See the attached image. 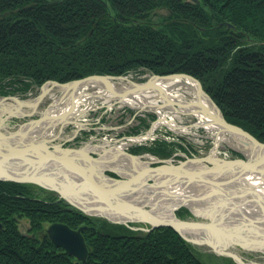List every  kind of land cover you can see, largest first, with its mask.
I'll list each match as a JSON object with an SVG mask.
<instances>
[{
  "label": "trees",
  "instance_id": "16d2710c",
  "mask_svg": "<svg viewBox=\"0 0 264 264\" xmlns=\"http://www.w3.org/2000/svg\"><path fill=\"white\" fill-rule=\"evenodd\" d=\"M159 9L167 15L156 22ZM138 69L195 77L229 123L264 143V0H0V96ZM149 125L141 117L133 134ZM175 146L193 149L157 138L131 153L167 159ZM20 219L30 222L28 233ZM53 223L97 228L83 233L86 261L52 243ZM0 264L206 263L172 228L141 233L34 184L0 181Z\"/></svg>",
  "mask_w": 264,
  "mask_h": 264
},
{
  "label": "water",
  "instance_id": "95a60500",
  "mask_svg": "<svg viewBox=\"0 0 264 264\" xmlns=\"http://www.w3.org/2000/svg\"><path fill=\"white\" fill-rule=\"evenodd\" d=\"M124 78L126 77L91 75L67 83H59L57 81H49L47 83H50L53 86L63 87L72 84L78 85L79 83H91L92 81H98L99 83H104V88L107 89V91L113 93V95L117 98H120L132 96L152 89V79H185L194 81L198 86V94H204L213 104L217 113L216 116L212 117L207 112L206 108L201 104V102H199L197 94V101H194L195 103L188 102L190 104L184 105L174 103V108H181L182 106L187 108L194 106L193 109L196 111L195 113H201L210 117V119H212L217 126L222 128L221 132H226L232 139L236 140L235 149L241 152L245 159H223L216 157V150L220 145V142L217 143V141V144L215 143L214 147L215 151L212 150V153L208 156L187 158L184 161H179L178 163H174L172 159L160 160L158 157H154L152 161H143L139 158V156L132 155L123 150L122 156H126L133 161L129 173L122 175L121 173L112 170L118 178L111 177L104 174V172L98 174L100 167L97 164L99 163V159L103 158L102 155L95 157L93 156V153H87L83 150V148L65 149L61 145L53 143V140H49V142L48 140L41 139V135L44 131L36 137L30 135L33 130L39 129L40 125L45 121H56V119L60 117L59 115H48L49 112H51L49 111V108L52 105L51 104L43 113L40 114L39 119L31 120L26 123L24 122L16 131H10L6 126L10 118L16 116L15 114H9L7 117L2 118L4 120L0 119V181H15L37 185L54 193L60 197V199H64L74 209H77L89 216L104 218L113 223L124 225H128L130 222H141L147 225L144 228L130 227L132 230L139 229L145 233H150L158 228L169 227L177 231L181 237L190 243L197 242L186 237L180 229L202 230V228L211 226L212 221L202 223L193 220L179 219L176 212L181 207H187L183 203L173 209L172 213L174 215V220L165 221L157 216L159 212L153 210L152 205L149 204L152 200H155V203L157 201H163V198L166 200H174V196L171 195L172 197H169L168 195L172 194L175 190H179L182 193H187L186 196L188 198L192 196L190 199H193V201L198 203L206 202V204L209 205L216 202L219 212L223 211L225 214L236 218L234 211L240 208L241 205L239 206L235 204V206H229L220 202L219 199V195L223 196L226 189H228L229 192L234 193L229 196L231 197L228 199L230 202H234L238 199L240 200L243 197L248 198L243 201L245 203L242 205L248 204L249 207L257 206L264 214V204L261 199L262 197H258L256 200L254 198L255 191H246L244 193L236 194L239 191L233 189V187L237 188V184L246 178V176H256L261 178L263 179L262 183L264 185L263 142L259 141L251 133L244 130L240 126L229 123L225 119L217 104L206 93L201 82L191 75L182 73L161 76L152 73L151 78L142 83L133 82L129 79L127 80L126 78L130 84L129 87H125L123 89L117 88L111 81L113 79ZM44 97L45 93L43 92L36 100L33 112H35L36 107H38V105L43 101ZM2 99L8 100L16 98L10 96L2 97ZM164 104L161 105L160 108L173 107ZM196 104H201L202 107H197ZM28 124L31 129L30 133L22 131V128ZM160 124H162L160 119L156 120L150 126L145 135L147 136V134H149L151 136L156 127ZM50 127L51 124L49 126H45L43 129L47 130L50 129ZM138 137L139 136H135L133 138ZM136 140L138 141L142 139ZM241 145H246V148H242ZM67 154L74 156L78 155L80 156V159L72 161L74 160L73 157ZM136 160L140 162V166L135 164ZM154 163L156 165H154ZM97 168L98 171L96 170ZM17 170L27 172L28 176H24L23 173L17 172ZM93 170L94 172H97V174L95 173L96 178H94L95 176L93 177V172L91 179L93 182L91 181V183H89L85 178L88 176L89 171ZM14 172L16 175L13 174ZM254 186L258 187V184L249 185L248 182V186L246 185V187H250V189H254ZM103 188L123 189V195L118 198V202L120 204L111 206L106 198L101 195ZM144 189H148V191L150 190L151 196L145 197L142 201H135L134 197L142 195ZM158 195H160V197H158ZM85 197L90 199L85 201ZM133 214H139L140 218H136ZM129 215L131 217L120 219L121 217ZM249 216L252 218L250 214ZM94 229L95 228L87 226L72 229L64 223H53L48 226L47 235L54 245L63 248L67 253L74 256L76 259L84 262L88 256V248L83 237V232ZM215 252L218 255L231 258L237 264H262L259 262L247 261L239 253L233 251L219 249L215 250Z\"/></svg>",
  "mask_w": 264,
  "mask_h": 264
},
{
  "label": "rangeland",
  "instance_id": "374dc122",
  "mask_svg": "<svg viewBox=\"0 0 264 264\" xmlns=\"http://www.w3.org/2000/svg\"><path fill=\"white\" fill-rule=\"evenodd\" d=\"M166 15H167L166 10L159 9L155 12L153 20L156 22H160L162 18L165 17ZM151 75H152V72L150 71H147L145 69H138V70L130 72L128 75H125V77L127 78V80L129 79L130 81H133V82L142 83V82L148 81L151 78ZM170 75H174V74H170ZM109 76H112V75H109ZM126 78L113 79L111 81L113 83L114 82L117 83L118 85L116 86L117 88H121L122 87L121 84H124V88H125L129 86L130 84L126 80ZM180 80H183V82L186 81L185 79H180ZM49 81H52V80H49ZM49 81H46L41 86H34L33 89L30 90L26 95L16 94V95L0 96V99H2V97L12 96V97H15L19 101L21 100L22 102L23 101L29 102V103L36 102L38 97L42 95L44 91L43 90L44 87L50 84V83H47ZM58 88L59 87L55 86L53 87L52 91L45 94L46 95L45 98L39 104L38 108H36L37 110H35V112H33V109H34L33 107H32L33 109H30L28 107H22L19 110L16 107L17 103L14 101V99L6 100V102L9 104V106H7L8 110L19 112V113H21L22 111L23 113V115L21 116L16 115L10 118L9 122H7L6 124L8 130L16 131L19 128V126L22 125L24 122L26 123V122H30L31 120H36L38 117L40 118V114L43 113L51 104H53L54 102L53 100H55L56 97L58 98L61 95V91H57ZM100 91L102 93H99ZM88 92L91 93L90 98H88L87 102L82 103L79 106L78 114H76L73 117H70L72 118V120H70L71 123L65 125V122L64 123L61 122L58 126L53 127L54 131L57 134L59 133L60 129H63V131L60 134L52 138L53 143L59 144L65 149L80 148L78 146L75 147L73 145V143L76 140L81 141L80 142L82 144L81 148H83L86 145H92V146L104 145L105 149H111L114 152L118 151V149L121 148L125 152H128L135 156H139V158L143 161H152V159L157 156L149 152H141L140 154H133L131 153V150L133 148H137V147L140 148V146L150 144L153 141H155L157 138H162V139L165 138L166 140L170 141V144H175V145L179 144L182 147L193 148L192 152L188 150L178 151V148H176L175 146L174 147L175 152L173 156L167 158V160L172 159L174 163H178L179 161H184L187 158L208 156L214 147L217 134L214 131H211L210 129H208L203 122H201L202 126H200V121L203 120L201 118H206V116H204L203 114H202V117L196 113L181 114L177 111H172L171 109H173V107L160 108L159 110L150 109V108L133 107V106H130L129 104H125L121 101H118V99L115 97L109 98V99L99 97L100 95L105 96L111 93L107 91V89H105L103 86H98V85L88 87ZM174 93H177L181 97H183L182 101L193 103L194 102L193 100L197 99L196 95L184 86H179V87L177 86L174 89ZM158 103L161 106L165 103V101L160 98L158 100ZM14 107L16 108L14 109ZM177 108H180V107H177ZM2 113L3 112L0 108V119L9 115V113L8 114H2ZM59 114L60 113H57V112L52 113V115H59ZM141 117L145 118L146 122H148L150 125L148 128L140 126L139 133L135 135L133 134V131L134 129H136V127H139ZM162 117L163 118L165 117L167 120L171 121V124L173 123V125H177L179 128L171 127V125L162 123L156 127L154 132L151 134V137H149L146 140L132 141L131 139H128V138H132L135 136L145 135L148 132L150 126L156 120ZM90 130L92 133H90ZM235 141L236 140L232 139L229 135H226V137H224V140L220 141L219 143L220 145L218 147L219 148L218 153H216V155H218L219 157L223 159H231V158L244 159L245 158L244 155H242L241 152L235 149V144H236ZM70 144H72L73 146H71ZM98 153L102 155V153H104V150L98 149ZM144 155H147V156H144ZM93 156L96 157V155L94 154ZM158 158L160 160H164V159H161L160 157ZM154 165L156 164L154 163ZM110 173H113V172H111L110 170L106 172L107 175L114 177L110 175ZM114 178H118V176ZM55 196L58 199H60V197H58L57 195ZM60 200H63L67 205L73 208L64 199H60ZM208 206H210L211 209L215 210L216 212L218 211L216 202L213 204H209ZM180 209L179 210L181 212V217L177 216L179 219L193 220V221H198L202 223H208L212 221V219L208 217H204L198 214L194 215L192 211L189 209V207H181ZM236 212L237 211H234L235 217L237 215ZM90 217H95L97 219H100L101 221H107L110 224H119V223H113L109 220L96 217V216H90ZM228 221L234 222L235 218H230V220ZM119 225H124V224H119ZM124 226L144 228L147 225L141 222H130L128 223V225H124ZM19 227L22 232L28 233L30 229V222L27 219H20ZM87 227L95 228L93 231L97 230L95 226H87ZM46 228L48 227L46 226ZM134 231L144 233L142 230H139V229L134 230ZM83 237H84V234H83ZM84 240H85V237H84ZM190 244L194 248L195 252L201 257V259L206 264H237L235 261H233L229 257L218 255L215 252V249H213L211 246H208L206 244H201V243H190ZM229 251L239 253L247 261H254V262H259V263L264 264V253L263 252L253 251L250 249L243 248L241 247L240 244H237L235 246L232 245L229 248Z\"/></svg>",
  "mask_w": 264,
  "mask_h": 264
},
{
  "label": "bare ground",
  "instance_id": "6f19581e",
  "mask_svg": "<svg viewBox=\"0 0 264 264\" xmlns=\"http://www.w3.org/2000/svg\"><path fill=\"white\" fill-rule=\"evenodd\" d=\"M94 85L104 87V83H99L98 81H92L91 83L84 82V83H79L78 85L72 84L68 86L59 87L57 91H61V95L58 98L56 97L55 100H53L54 102L49 108V111L51 112H49L48 115L52 116V113L57 112V113H60L59 114L60 117L57 118L56 121H49V120L45 121L43 124L40 125L39 129L33 130L31 133H30L31 129H30L29 124L25 125L22 128V131L24 132L27 131L33 137L38 136L40 133L44 131L43 134L41 135V139L51 141L52 138H54V136L60 134L63 131V129H60L59 133L57 134L54 131L53 127L58 126L61 122L63 123L65 122V125L71 123L70 120H72V118L70 117H73L76 114H78L79 106L82 103L87 102L88 98H90L91 96V93L88 92V87L94 86ZM113 85L118 86L117 83L115 82L113 83ZM121 86H122L121 88L123 89L124 84H121ZM151 86L153 87L152 89H149V90H146L141 93L128 96V97H120V98L118 97L119 99L115 95H111L113 93L107 94L105 96L100 95L99 97L106 98V99L115 97L121 102L125 104H129L130 106H133V107L150 108V109H156V110L160 109L158 100L161 98L162 100L165 101L164 105L173 106V109H171L172 111H177L182 114L190 113V112L195 113L196 111L193 109L194 106L187 107V108H185L184 106H182L181 108H174V105H173L174 103H180L182 105L190 104L187 101H182L183 97H181L177 93H174V89L177 86L178 87L184 86L188 88L195 95L196 94L198 95L197 98L199 102H201V104L206 108L207 112L212 117H215L217 114L211 101H209V99L204 94H198V86L194 81L186 80L183 82V80H180V79H152ZM45 87L43 89L44 90L43 92L46 94L52 91L53 87L55 86L49 84ZM120 91H124V90H120ZM99 93H102V92L100 91ZM14 101L17 103L16 107L19 110L22 107H28L30 109H33L32 107H34V104L36 103V102L29 103L25 101L22 102L21 100L19 101L17 99H14ZM193 101L196 102L197 100H193ZM201 104L200 105L196 104V106L202 107ZM7 106H9V104L6 102V100L0 99V108L3 112L2 114L9 113V114L17 115L19 113V112L8 110ZM16 107H14V109ZM196 114L202 117L201 113H196ZM18 115L20 116L23 115L22 111ZM37 119H39V117ZM201 119L203 120L200 121V126H202L201 122H203L208 129H210L211 131H214L217 134V138H216L217 143L220 142L221 140H224V137H226V135H229L226 132L224 133L221 132L222 128L217 126L212 121V119H210V117L206 116V118H201ZM160 122L164 124H168V125L171 124V121L167 120L165 117L160 118ZM50 124H51L50 129H47V130L43 129L45 126H49ZM172 126H174L175 128H179L177 125H173V123L171 124V127ZM149 136H150L149 134H147V136L140 135L138 138L132 137L130 139L132 141H137L136 139L146 140V138L148 139ZM215 143H214V147H215ZM95 146L87 145L83 147V150H85L87 153L98 152V149ZM98 147H100L102 150L105 151L104 153H102L103 158H100L99 163L97 164L100 167L99 171H98V168L96 169L98 171V174L103 173V172L104 174H106V172L109 170L117 171L121 173L122 175L129 173L132 167L133 161L130 158H127L126 156H122L123 150L121 148H119L118 151L114 152L111 149H105L104 145H101ZM214 147L212 149L213 151H215ZM218 147H217L216 153H218V149H219ZM241 147L246 148V145H241ZM212 150H211V153H212ZM33 153H38V152H33ZM67 155L73 157L74 160L72 161H77L78 159H80V156L78 155L76 156L71 155V154H67ZM215 156L219 157L218 155H215ZM231 159H236V158H231ZM135 162H136L135 164H138V166H140V162L138 160H136ZM17 172H21L24 174V176H28L27 172H22L18 170ZM93 172L94 170L89 171L88 176L85 178L89 183H91L92 181L91 179H92ZM95 173L97 174V172H94V175H93V177L95 176L94 178H96ZM13 174L16 175L15 172ZM262 180L263 179L258 178L256 176L255 177L246 176V178H244L241 182L237 184L238 187L237 188L233 187V189L236 191H239L236 194L244 193L246 191H255V193L253 192L254 198L257 200L258 197H262L261 198L262 203L264 204V185L262 183ZM248 182H249V185L258 184V187L254 186V189H250V187L247 188L246 185L248 186ZM123 192L124 191L121 188L119 189L118 188H113V189L103 188L101 191V195L104 198H106V200L110 203L111 206H115V205L120 204L118 202V198H120L123 195ZM150 194H151L150 190L148 191V189H144L143 194L140 196L134 197V200L142 201L145 197H150L151 196ZM186 194L187 193H182L179 190H175L173 191L172 194L168 195L169 197L174 196V200H166L163 198V201L161 202L157 201L155 203V200H152V202H150L149 204L152 205L153 210L159 212V214L158 215L156 214V215L165 221L174 220V215L172 213L173 209L182 203L186 205L187 207H189V209H191L194 214L202 215L204 217H208L212 219V225L207 228H202V230L180 229L181 232L186 237L192 240H195L197 243L206 244L208 246H211L215 250H219V249L229 250V248L232 245L235 246L237 244H240L241 247L243 248L264 253V220H262L264 219V214L263 212H261V210L257 206L249 207L248 204L242 205L243 203H245L243 201H245L248 198L243 197L240 200L238 199L234 202H230V200L228 199L231 197L229 196L233 195L234 193L229 192L228 189H226L223 196L219 195L220 202H223V204H227L229 206H235V204L239 206L241 205L240 208L236 210L237 215H236L235 221L232 222V221H228L230 220V218H234L231 215L229 216L225 214L223 211L219 212V210L216 212L215 210L211 209V207L208 206L206 202L198 203L196 201H193V199H190L192 198V196L188 198ZM158 197H160V195H158ZM87 199L89 200L90 198H86L85 201H87ZM242 214L244 217L242 216ZM249 214L252 216V218L249 216ZM133 215L136 218H140L139 214H133ZM129 217L131 216L129 215V216L121 217L120 219L122 218L126 219ZM246 218H249V219H246Z\"/></svg>",
  "mask_w": 264,
  "mask_h": 264
},
{
  "label": "flooded vegetation",
  "instance_id": "af4514ba",
  "mask_svg": "<svg viewBox=\"0 0 264 264\" xmlns=\"http://www.w3.org/2000/svg\"><path fill=\"white\" fill-rule=\"evenodd\" d=\"M92 129V128H91ZM91 131V130H90ZM81 141L80 140H76L74 143H73V145L76 147V146H78V147H80L81 148V146H82V144L80 143ZM71 146H73L72 144H70ZM69 145V146H70ZM87 146V145H86ZM97 149H101L100 147H98V146H95ZM105 152V151H104ZM93 154L94 155H96V156H99V153L98 152H93ZM245 159V158H244ZM111 172H112V170H110ZM180 210H182V209H180ZM180 210L178 211V212H176V215L177 216H179V217H181V212H180ZM183 214V213H182ZM186 219V218H185Z\"/></svg>",
  "mask_w": 264,
  "mask_h": 264
}]
</instances>
